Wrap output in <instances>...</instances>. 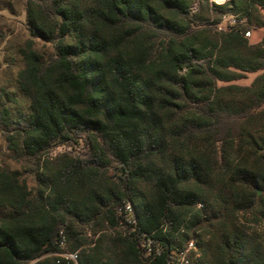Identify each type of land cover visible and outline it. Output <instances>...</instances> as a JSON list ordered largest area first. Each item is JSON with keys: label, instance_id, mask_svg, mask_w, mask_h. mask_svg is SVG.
<instances>
[{"label": "trees", "instance_id": "1", "mask_svg": "<svg viewBox=\"0 0 264 264\" xmlns=\"http://www.w3.org/2000/svg\"><path fill=\"white\" fill-rule=\"evenodd\" d=\"M205 3L216 19L197 29L187 0H29L27 26L59 39L57 56L43 61L28 41L18 83L29 109L2 104L0 124L31 159L73 134L101 141L86 137L87 160L46 168L36 199L0 169V264H69L47 254L75 222L98 221L128 233L109 237L106 259L83 252L79 264H168L191 239L196 264H264V35L214 30L229 13L264 27V0ZM255 71L248 86L217 85ZM107 152L121 173L113 186L94 172ZM140 180L153 183L150 196ZM142 232L160 253L142 251Z\"/></svg>", "mask_w": 264, "mask_h": 264}, {"label": "rangeland", "instance_id": "2", "mask_svg": "<svg viewBox=\"0 0 264 264\" xmlns=\"http://www.w3.org/2000/svg\"><path fill=\"white\" fill-rule=\"evenodd\" d=\"M189 3L190 17L192 26L197 29H203L209 24L208 21H214L216 14L207 7L205 0H187ZM229 0H209V4L225 3ZM29 0H0V106L3 104L11 109L13 114L27 112L30 105V98L24 95L19 87L18 79L20 72L25 68L23 50L28 41L32 49L37 51L43 61H49L57 56V44L59 39L45 40L31 33L26 23V6ZM244 26L249 29L250 34L245 36L251 43L259 41L264 35V27H257L250 24L246 18L240 14L229 13L222 17L217 24V31L225 30L230 25ZM212 30V31H214ZM62 42L73 43L70 35L63 38ZM261 71L245 72L243 77L232 81H217L218 86L236 84L248 86ZM264 108V105L263 107ZM264 118V117H262ZM98 139L92 133L85 135L73 134L71 139L64 143H55L47 151L34 158L24 157L21 149L15 142H19V134L15 131H7L5 126L0 124V169L15 171L20 180H24L30 191V196L36 199L39 191L44 189L41 182L42 173L46 168L65 159H83L87 160L90 156L88 140ZM263 152L264 151H260ZM100 161H105L107 165L94 169L100 183L113 186L115 181H120V171L118 162L114 156L107 152V157ZM144 194L150 196L154 191V185L150 181L140 180L136 183ZM48 192L44 193L47 196ZM60 213L63 210L59 211ZM128 219L132 218L131 211H128ZM3 210L0 211V214ZM129 222V221H128ZM64 228V227H63ZM128 225L122 222L121 225L113 227L107 221H98L96 223L75 222L70 235L66 233L64 242L59 244V250L48 253L47 255L60 256L63 251H78L79 255L83 252H93L101 257L107 258V251L110 238L113 236L127 235ZM264 228V222L259 229ZM79 245L76 249L73 246ZM112 244V243H111ZM94 251H93V250ZM80 257V256H79Z\"/></svg>", "mask_w": 264, "mask_h": 264}, {"label": "built area", "instance_id": "3", "mask_svg": "<svg viewBox=\"0 0 264 264\" xmlns=\"http://www.w3.org/2000/svg\"><path fill=\"white\" fill-rule=\"evenodd\" d=\"M250 32L247 31L246 35ZM126 210L132 212V207L128 203L126 205ZM129 223H133L134 220L128 219ZM122 224V222H121ZM133 229V227H131ZM61 234L63 231L61 230ZM62 236L59 244L64 242V237ZM139 246L146 255L157 254L161 252L159 244H156L150 234L142 232L139 235ZM59 262L65 261L69 264H79V253L78 251H63L59 254ZM200 253L197 250L195 241L193 239L187 241L183 246L173 245L168 254V264H196V260Z\"/></svg>", "mask_w": 264, "mask_h": 264}, {"label": "bare ground", "instance_id": "4", "mask_svg": "<svg viewBox=\"0 0 264 264\" xmlns=\"http://www.w3.org/2000/svg\"><path fill=\"white\" fill-rule=\"evenodd\" d=\"M219 1H225V0H219Z\"/></svg>", "mask_w": 264, "mask_h": 264}]
</instances>
